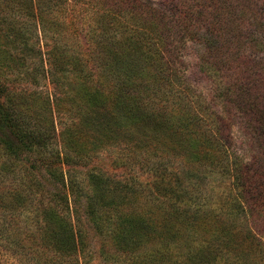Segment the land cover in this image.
Returning <instances> with one entry per match:
<instances>
[{"label": "rangeland", "instance_id": "374dc122", "mask_svg": "<svg viewBox=\"0 0 264 264\" xmlns=\"http://www.w3.org/2000/svg\"><path fill=\"white\" fill-rule=\"evenodd\" d=\"M106 1L111 0H68L53 10L45 30L29 18L15 17L18 31L6 29L8 19L0 21L1 100L14 128L31 142L18 154L0 143V264H222L219 251L225 250L218 238L210 243L213 250L188 258L184 239L168 243L162 228L179 227L171 225L175 212L187 216L212 209L234 231L250 230L264 241L263 207L251 217L237 208L231 187L235 161L260 168L264 156L242 132L244 118L231 100L234 94L224 90L219 99L214 75L200 69L203 42L187 40L173 50L168 66L158 69V90L150 91L144 81L140 107L167 117L176 100L207 118L205 128L223 145L211 149L212 165L178 144L170 130L154 134L117 124L105 109L96 74L112 85L125 65L116 48L93 50L108 40V33L96 28L107 18ZM180 1L192 3L139 4L174 20ZM201 3L193 8L197 15L203 22L213 16L221 30L215 39L207 23L201 24L202 35L210 37L206 59L221 66L220 80L236 82L246 68L242 61L251 67L264 64V0ZM137 16L142 26L144 15ZM116 227L122 240L115 238ZM247 258L245 263L264 264V256Z\"/></svg>", "mask_w": 264, "mask_h": 264}, {"label": "trees", "instance_id": "16d2710c", "mask_svg": "<svg viewBox=\"0 0 264 264\" xmlns=\"http://www.w3.org/2000/svg\"><path fill=\"white\" fill-rule=\"evenodd\" d=\"M201 1L210 4L215 1L214 4L217 5L223 0H192L190 5L180 1L177 6L175 5L177 15L174 20L169 19L168 15L156 7H149L142 3L140 5L139 0L106 1L104 12L107 13V18L98 21L96 28L100 27L103 32L108 33V40L106 43H97L93 50L100 46L106 49L116 48L120 62L122 61L125 65V71L123 70L122 76L116 81L117 84L114 82L112 85L108 84L109 80L104 75L96 74V80L102 83L103 89H98L101 92V98L104 99L105 109L114 114L117 124L121 122L126 126H141L143 130L154 134L170 130V134L176 138L178 144H186L194 152L193 156L203 155L212 165L216 157L211 149L216 150L223 145L219 140H213V136L209 134L212 132L213 135L215 131L205 128L207 118L194 115L195 112L192 109L181 106L176 100L171 112L169 111L172 117L153 115L152 112L149 113L140 107L142 104L140 101L141 99L143 101V96H145L141 90L144 81L148 83L150 91L158 90L157 82L161 77L158 69L165 65L168 66L167 57L174 52L173 50L186 43L187 40L196 43L203 42L204 51L199 56L200 69L214 75L215 96L217 94L219 99L224 90L234 94L235 97L231 100L239 109L241 118H244L242 132L249 138L251 145L254 146L257 143L256 154L264 156V64L251 67L242 61V66L246 68L243 69L244 74L236 78V82L228 83L220 80L221 66L218 62L212 64L206 59V53L210 49V37L202 35L201 24L207 23V32L215 39L221 36V30L216 27L217 22L213 16L211 18L209 16L203 22L202 17L197 15L193 8L199 7L202 4ZM67 2L68 0H0V21L5 22L8 19L12 26L8 25L6 29L18 31L12 21L19 16L40 23V29L45 30L44 23L54 15L53 10L56 7H63ZM215 9L217 10L216 7ZM243 9L239 12L241 15L247 8L243 7ZM137 15H144L142 26ZM147 28L152 32L151 35H147ZM2 93L0 86V143L6 151L18 154L23 147H30L31 142L22 129L14 128L13 119L1 100ZM124 118L125 122L122 121ZM77 126H79L78 130H81V124ZM251 151L252 160H254L257 155L254 150ZM234 163L231 187L235 192L232 198L237 208L255 217L254 212L257 206H262L264 212V161L260 168H256L253 163L252 166L236 161ZM237 190L239 192H236ZM213 211L211 209L192 212L187 216L184 212H175L171 225L180 223L179 227L177 226L173 231L169 230V226L162 228L165 232L161 235L162 238L167 237L168 243L175 242L178 237L184 239V244L188 249V258L197 259V254H201L198 252L213 250L210 243L215 238H218L217 240L221 241V245L224 246L225 252L219 251L223 259L222 264H248L245 262L249 255L264 256V241L260 236L250 230L240 233L234 231L235 228L233 229L231 224L226 223L227 219L220 218ZM152 232L157 233L154 230ZM201 233L204 236H201ZM119 234L116 227L115 238L122 240ZM157 236L159 237L158 233ZM201 239L202 242H200ZM166 241L163 240L164 243ZM195 242L203 245L196 248L193 245ZM122 243L125 249H133V244ZM133 264L147 263L135 261Z\"/></svg>", "mask_w": 264, "mask_h": 264}]
</instances>
